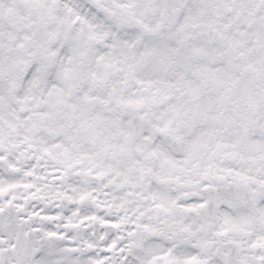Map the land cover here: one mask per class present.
<instances>
[{
  "label": "snow or ice",
  "instance_id": "obj_1",
  "mask_svg": "<svg viewBox=\"0 0 264 264\" xmlns=\"http://www.w3.org/2000/svg\"><path fill=\"white\" fill-rule=\"evenodd\" d=\"M0 264H264V0H0Z\"/></svg>",
  "mask_w": 264,
  "mask_h": 264
}]
</instances>
